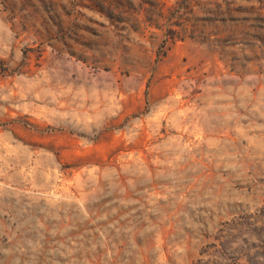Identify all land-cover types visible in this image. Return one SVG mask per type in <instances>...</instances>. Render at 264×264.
<instances>
[{
    "label": "rangeland",
    "instance_id": "obj_1",
    "mask_svg": "<svg viewBox=\"0 0 264 264\" xmlns=\"http://www.w3.org/2000/svg\"><path fill=\"white\" fill-rule=\"evenodd\" d=\"M0 264H264V0H0Z\"/></svg>",
    "mask_w": 264,
    "mask_h": 264
}]
</instances>
